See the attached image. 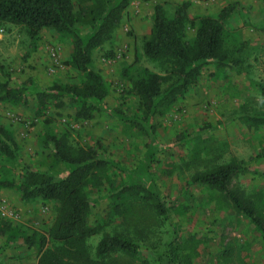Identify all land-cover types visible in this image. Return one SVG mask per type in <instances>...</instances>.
Instances as JSON below:
<instances>
[{"label": "rangeland", "instance_id": "1", "mask_svg": "<svg viewBox=\"0 0 264 264\" xmlns=\"http://www.w3.org/2000/svg\"><path fill=\"white\" fill-rule=\"evenodd\" d=\"M183 1L189 3L190 16L216 15L229 3H238L225 21L243 42L241 65L206 64L182 98L142 121L127 77L135 76L138 66L161 71L143 56L142 42L154 5L162 3L171 12ZM78 29L88 31L85 26ZM193 32L189 29L188 35ZM71 50L69 39L51 29L30 37L22 25L0 27V80L22 86L25 93L17 103L0 100V122L18 145L14 163L0 162V179L15 181L11 187L0 185V201L15 214H0L12 221L9 232L0 234V264H37L40 235L44 247L50 245L48 228L56 204L22 198L17 184L25 168L50 171L55 177L68 172L70 166L54 155L51 136H66L71 146H94L108 159L87 188L89 222L103 226L89 239L90 248L103 232L127 235L140 246L136 254H116L115 264H154V255L169 241L175 246L174 264H264L260 229L224 192L192 180L194 173L213 165L244 161L245 170L228 188L246 198L264 226V157H256L264 149V0H130L112 41L92 51L90 67L107 91L102 100H92V116H76L67 97L38 114L36 89L80 81L77 70L65 64ZM125 183L157 192L167 217L138 197L126 199V206L117 210L115 189Z\"/></svg>", "mask_w": 264, "mask_h": 264}, {"label": "trees", "instance_id": "2", "mask_svg": "<svg viewBox=\"0 0 264 264\" xmlns=\"http://www.w3.org/2000/svg\"><path fill=\"white\" fill-rule=\"evenodd\" d=\"M130 0H0V27L6 24L22 25L30 37L47 28L68 38L71 53L65 64L77 70V83L53 82L35 90L38 114L50 106L58 107L63 98L75 104L80 118L92 116V100L100 101L106 95L102 77L91 67L92 51L103 48L114 37ZM238 3L224 6L216 15L190 16L189 3H178L169 12L162 3H156L152 12L149 33L142 42L143 56L160 69L136 67V75L127 77L128 91L135 95L142 121L162 113L182 98L197 81L206 64L239 68L242 62L243 42H239L226 25V18ZM79 26L88 27L86 33ZM194 32L188 35V30ZM108 52V51H106ZM22 86L0 81V100L17 103L24 99ZM136 124L143 128L142 123ZM152 127V125H148ZM54 155L67 163L70 169L63 177L50 171L25 168L19 175L17 187L21 197L53 201L56 214L48 228L50 245L44 247L45 237H39L37 264H115L116 254L132 255L140 250L138 243L127 235L103 232L94 249L89 239L103 230L100 221L89 222L90 198L87 188L93 174L108 165V159L94 146H71L63 137L49 138ZM256 157H264V149ZM18 158V145L12 131L0 122V162L14 163ZM245 170L244 161H228L197 171L192 180L224 192L233 207L245 214L264 235V226L255 215L253 206L237 192L228 188L231 179ZM92 184V183H91ZM1 186H14V179H0ZM117 210L126 206L132 197L149 201L153 208L167 217L162 198L144 184H122L115 189ZM12 221L0 216V234H7ZM29 240V239H27ZM154 264H174L176 251L173 241L167 242L162 252L153 257Z\"/></svg>", "mask_w": 264, "mask_h": 264}, {"label": "built area", "instance_id": "3", "mask_svg": "<svg viewBox=\"0 0 264 264\" xmlns=\"http://www.w3.org/2000/svg\"><path fill=\"white\" fill-rule=\"evenodd\" d=\"M51 53L52 55H54L53 51ZM0 214L2 216L11 217V218L15 216L14 212L10 208L7 207V204L4 203L3 199H1L0 201Z\"/></svg>", "mask_w": 264, "mask_h": 264}, {"label": "crops", "instance_id": "4", "mask_svg": "<svg viewBox=\"0 0 264 264\" xmlns=\"http://www.w3.org/2000/svg\"><path fill=\"white\" fill-rule=\"evenodd\" d=\"M1 81V80H0Z\"/></svg>", "mask_w": 264, "mask_h": 264}]
</instances>
